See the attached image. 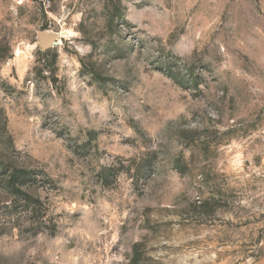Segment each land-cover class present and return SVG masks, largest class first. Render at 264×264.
<instances>
[{
	"label": "rangeland",
	"instance_id": "obj_1",
	"mask_svg": "<svg viewBox=\"0 0 264 264\" xmlns=\"http://www.w3.org/2000/svg\"><path fill=\"white\" fill-rule=\"evenodd\" d=\"M0 264H264V0H0Z\"/></svg>",
	"mask_w": 264,
	"mask_h": 264
},
{
	"label": "water",
	"instance_id": "obj_2",
	"mask_svg": "<svg viewBox=\"0 0 264 264\" xmlns=\"http://www.w3.org/2000/svg\"><path fill=\"white\" fill-rule=\"evenodd\" d=\"M40 35L52 45H58L60 43V40H58L57 38L56 32L50 33L46 30H43L40 32Z\"/></svg>",
	"mask_w": 264,
	"mask_h": 264
},
{
	"label": "built area",
	"instance_id": "obj_3",
	"mask_svg": "<svg viewBox=\"0 0 264 264\" xmlns=\"http://www.w3.org/2000/svg\"><path fill=\"white\" fill-rule=\"evenodd\" d=\"M32 2H36L42 6H44L45 8H49L51 5V0H29Z\"/></svg>",
	"mask_w": 264,
	"mask_h": 264
},
{
	"label": "bare ground",
	"instance_id": "obj_4",
	"mask_svg": "<svg viewBox=\"0 0 264 264\" xmlns=\"http://www.w3.org/2000/svg\"><path fill=\"white\" fill-rule=\"evenodd\" d=\"M59 34V33H58ZM63 35V34H62Z\"/></svg>",
	"mask_w": 264,
	"mask_h": 264
}]
</instances>
